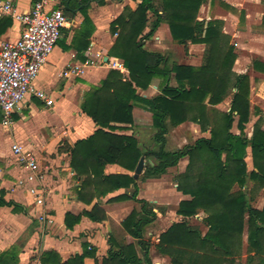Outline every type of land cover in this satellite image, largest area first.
<instances>
[{"label": "trees", "instance_id": "1", "mask_svg": "<svg viewBox=\"0 0 264 264\" xmlns=\"http://www.w3.org/2000/svg\"><path fill=\"white\" fill-rule=\"evenodd\" d=\"M92 1L62 0V3L67 4L70 18L74 16V10L80 8L87 26L91 21L89 8ZM133 1L138 2L137 9L126 7L110 28L111 34L117 35L112 57L123 61L129 79L120 71L112 70L99 87L85 95L82 111L99 129L72 149L71 168L84 179L81 189H77L80 200L85 201V189L91 186H96L99 190L97 197L101 198L135 185L133 199L141 205L140 211L134 210L123 222L134 242L111 252L102 264H152L150 245L143 241V232L156 220L160 209L136 199L138 187L133 176L105 175V167L109 164L135 172L143 156L138 139L118 134L126 129L116 126H134L136 104H143L152 113L157 129L154 140L159 148L150 153L154 164L146 167L144 176L160 178L187 157L189 164L177 177V184L178 190L191 200L180 203L178 214L192 218L204 211L207 215L205 223L209 230L204 237L199 229L187 223L174 224L161 235L159 251L169 256L172 264H236L244 253L248 256V264H264V209L252 208L246 194L250 182L258 189H264V130L260 120L253 128L251 139L246 135V125L252 116L251 79L233 72L237 54L231 37L223 32L222 21L206 23L198 20L199 11L208 0H162L164 16L155 10L153 0ZM100 4H104V0ZM150 12L155 13L156 20L150 33L144 35ZM162 22L168 23L173 40L179 44L206 46L201 67L170 66L165 55L146 49L144 41L154 36ZM11 26L9 18L0 21V37ZM88 47L89 42H86L84 50ZM253 66L255 71L264 75L263 62L255 61ZM172 74L179 84L177 88L170 86ZM155 79L162 81V96L150 100L140 97L137 88L146 90ZM233 90L236 92L231 111L216 109ZM236 118L239 134L232 132ZM186 122L199 125L204 132L210 131L211 137L200 139L183 150L167 152L169 130ZM248 150L252 155V171H248L246 162ZM0 206L26 213L14 202L0 199ZM86 215L95 222L106 220V213L99 206ZM79 221V217H66L68 228ZM246 230L247 248L244 250ZM135 240L141 247V259ZM110 243L116 245L112 240ZM85 250L83 255L63 264H84L88 257L100 264L95 253L88 251V246ZM14 260L13 252L0 255V264H11ZM42 263L62 264L55 253H47Z\"/></svg>", "mask_w": 264, "mask_h": 264}, {"label": "crops", "instance_id": "2", "mask_svg": "<svg viewBox=\"0 0 264 264\" xmlns=\"http://www.w3.org/2000/svg\"><path fill=\"white\" fill-rule=\"evenodd\" d=\"M10 1L16 5L20 13L28 14L37 0ZM100 1L91 2L89 8L91 21L87 26L80 8L75 9L74 16L70 18L67 4L62 3L61 10L68 23L63 28L60 40L35 83L39 90L50 95L54 104L47 106L45 102L34 96L27 97L20 111L13 116L15 121L13 128L3 125L0 112V199L8 203L14 202L26 211V213L16 212L13 207L0 206V255L13 252L15 260L11 261V264H33L37 257L42 261L47 253H55L63 264L77 255H83L86 246L89 252L95 253L98 262L102 264L111 252L134 242L124 228L123 222L134 210H141V205L133 199L135 185L101 198L97 197L99 190L96 186H91L85 189V201H82L79 199L77 189H81L84 179L79 178L71 168L72 149L79 141L90 138L99 129L98 125L82 111L85 95L94 87H99L112 70L120 71L129 79V72L125 69L123 61L112 57L111 50L117 35L113 36L110 28L112 22L124 13L126 7L136 10L138 2L104 0V4H100ZM153 2L155 10L164 16L162 0H153ZM215 2H220V5L228 11L237 12L239 8L235 2L229 0H208L201 9ZM262 3L264 5V0ZM200 11L199 21L206 23L213 20L222 21L223 32L230 35L228 17L216 16L213 19L208 16L202 19L199 17ZM240 12L243 18L244 9L241 8ZM249 18V14L246 15V20L244 17L246 25L244 29L253 31L254 23ZM263 19L264 14L259 21L264 27ZM155 20V13L150 12L144 35L150 33ZM22 28L19 23L12 20V26L0 37V42L18 40ZM233 37L236 38L235 44L233 42L232 44L236 47L237 54L233 72L238 76H253L250 77L253 91L250 96L252 116L245 131L248 139H251L253 128L260 120L264 130V75L255 71L253 66L255 61L264 63V49L256 46L259 40L263 41L261 39L263 37L253 34L250 39H246L247 36L243 31H239L238 35L235 34ZM86 42H89V47L84 50ZM144 43L148 51L165 55L170 66L184 65L197 68L204 64L206 46L203 44L184 46L174 41L166 22H162L154 36ZM178 48L187 51L179 61H177ZM248 53L253 55L250 57ZM88 61H94V64L86 65ZM250 72L253 75H250ZM170 86L179 87L175 74L171 76ZM235 92V90L230 92L216 109L230 112ZM256 92L259 97L257 105L253 103ZM137 93L147 100L162 96V81L155 79L146 90L137 88ZM134 119V126L119 124L116 126L126 129L117 132L118 134L134 136L138 139L142 157L145 159L144 171L136 181L138 187L136 199L146 201L160 209L156 220L145 227L143 241L150 245L149 258L152 264H172L171 258L159 251L161 235L174 224L187 223L190 227L199 229L204 237L209 230L205 223L207 215L204 211H199L192 218L178 214L180 203L191 200L190 196L178 190L177 184V177L186 171L189 164L187 157L183 158L178 166L169 168L160 178L144 176L146 167L154 164L150 153L156 152L159 148L154 140L157 129L154 127L152 113L147 111L143 104L134 106ZM237 124L236 118L232 130L234 134H239ZM187 125L193 127L194 134L199 133L198 130L201 132L200 126L193 122H186L179 127ZM173 129L175 128H171L167 135L165 147L167 152L183 150L200 139L211 137L210 131L202 132L193 144L185 145L181 149L168 150ZM16 144L33 152L38 159L36 179L32 182L28 181L29 171L18 164L13 154V146ZM246 162L248 171H252L253 161L250 150ZM134 173L118 165L109 164L105 167V175L108 176L120 174L134 176ZM31 187L37 188L44 201L43 205L37 204L36 196L30 193ZM246 194L252 208L264 209V189H258L253 182H250L246 187ZM116 198L123 199L114 201ZM95 206H99L106 213V220L101 223L93 221L86 215L92 212ZM67 215L79 217L80 221L68 228ZM110 240L116 245H112ZM135 242L141 259L143 258L141 247L138 245V240ZM246 248L247 230L244 235V250ZM247 257L244 253L236 264H248ZM84 264L97 263L95 259L88 257Z\"/></svg>", "mask_w": 264, "mask_h": 264}, {"label": "built area", "instance_id": "3", "mask_svg": "<svg viewBox=\"0 0 264 264\" xmlns=\"http://www.w3.org/2000/svg\"><path fill=\"white\" fill-rule=\"evenodd\" d=\"M61 6L62 0H37L32 11L23 14L12 1L0 0V21L11 18L23 27L18 40L0 42V112L7 128L14 127L13 116L27 97L34 96L47 106L54 104L50 95L39 90L35 83L68 23ZM13 154L18 164L29 171L28 181H34L38 168L36 155L18 144L13 146ZM30 193L36 196L38 205H43L36 187H31ZM33 264L43 263L37 257Z\"/></svg>", "mask_w": 264, "mask_h": 264}, {"label": "rangeland", "instance_id": "4", "mask_svg": "<svg viewBox=\"0 0 264 264\" xmlns=\"http://www.w3.org/2000/svg\"><path fill=\"white\" fill-rule=\"evenodd\" d=\"M229 2H235L236 5L239 6L237 12L228 11V10L224 9L222 7V5H220V2H215V3L208 4L205 7H203L200 11L199 17L202 19L206 18L208 16H210L213 19L216 16L228 17L230 19L227 22L229 24L228 32L230 34L229 36L231 37V41L234 44H235L236 38L233 37V35H235V34L238 35L239 31H243L247 36L246 39H250L253 34L262 36L263 38H261V39H263V41L259 40V42L256 43V46H257V48L264 49V27L261 26V24H259V21L264 14V5L262 3V0H229ZM241 8H243L245 11V14H244L245 20H246V15H248V14L250 15L249 19H252V21L254 23L253 24V31H252V29L251 30L248 29V31L246 29H244L246 27V25H245L244 17L242 18V16L240 15V13H241L240 9ZM185 52H187V51H182L181 48H178V59H177V61H179L181 58H183V55ZM238 55H240V53H238ZM248 55L251 57L253 54L248 53ZM250 75H253L252 72H250ZM256 79L258 80L259 78H256ZM252 92L253 91L251 88V95H252ZM257 92H256L255 96L253 97V100H254L253 103L256 105L259 103L258 102L259 97L257 96ZM194 129H197V128H194ZM247 129H250V128L247 127ZM200 130H201V132L199 130H198V132L202 134V132H204V131H202L201 128H200ZM138 131H140V129H138ZM193 131L194 130H193V127L191 125H187L185 127H181V128L178 127V128L173 129L172 133H171V142H170L169 146L167 147V149L168 150H175L178 148L181 149L185 145L193 144L195 139L199 136V133L194 134Z\"/></svg>", "mask_w": 264, "mask_h": 264}, {"label": "water", "instance_id": "5", "mask_svg": "<svg viewBox=\"0 0 264 264\" xmlns=\"http://www.w3.org/2000/svg\"><path fill=\"white\" fill-rule=\"evenodd\" d=\"M144 168H145V159H144V157H142L138 163V166H137L135 173H134V176H133L136 181L139 179V177L143 173Z\"/></svg>", "mask_w": 264, "mask_h": 264}]
</instances>
